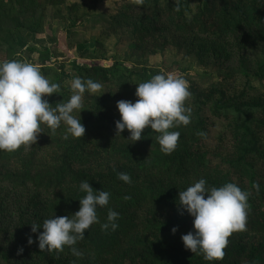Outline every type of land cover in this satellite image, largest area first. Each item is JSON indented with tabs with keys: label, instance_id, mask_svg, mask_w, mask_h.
<instances>
[{
	"label": "trees",
	"instance_id": "trees-1",
	"mask_svg": "<svg viewBox=\"0 0 264 264\" xmlns=\"http://www.w3.org/2000/svg\"><path fill=\"white\" fill-rule=\"evenodd\" d=\"M65 2L0 0L2 41L17 54L27 45L25 37L35 41L41 33L44 7L63 6ZM192 2L143 0L137 5L122 0L112 23L133 19L123 34L139 42L174 28L203 38L216 36L226 40L222 41L226 47L234 43L232 47L240 50L241 69L220 73V80L206 87L197 82L188 85L191 95L185 103L191 108V122L170 129L180 136L175 150L164 154L155 139L158 133L150 127L135 142L127 139V129L116 135L115 121L120 114L110 104L122 99L135 102L136 83L161 71L122 64H76L81 74L113 87L102 95L83 94L84 109L78 115L79 110L73 113L85 127L83 137L51 138L50 129L42 124L33 145L0 151V186H8L0 191V264H11L22 247L20 236L31 232V223L41 225L29 216L36 202L31 199L25 204L24 193L36 190L35 198L43 201L46 212L68 216L79 209V198L85 195L79 184L84 180L94 191L110 193L108 205L97 208L99 223L92 224L85 238L74 245L89 253L88 264H264V92L252 84L256 81L264 86V0H197L194 9ZM80 4L73 2L67 8L78 9ZM11 8L18 11L16 15L7 14ZM251 48L258 53L248 62L244 55ZM70 95L62 89L45 98L55 107ZM200 131L204 137L197 135ZM98 161L108 165L91 169ZM117 171L128 173L131 183L119 180ZM201 178L207 187L232 182L249 192L245 229L227 237L220 260L206 261L184 247L181 235L194 231L193 217L186 211L181 220L139 221L136 217L137 210L147 205L166 204L178 210L179 192ZM254 183H259V191L253 188ZM109 208L119 213L115 231L100 226L106 222ZM173 227L177 228L175 233ZM141 228L164 236L135 237ZM54 253L74 256L68 246Z\"/></svg>",
	"mask_w": 264,
	"mask_h": 264
},
{
	"label": "clouds",
	"instance_id": "clouds-1",
	"mask_svg": "<svg viewBox=\"0 0 264 264\" xmlns=\"http://www.w3.org/2000/svg\"><path fill=\"white\" fill-rule=\"evenodd\" d=\"M133 2L141 5L143 0ZM136 85L135 102L123 99L116 102L120 114V119L115 121L116 135L127 129V139L135 142L142 138L143 130L150 127L152 132L158 133L155 139L160 150L164 154H171L180 133L170 129L187 126L191 122V108L185 103L191 95L187 82L181 76L161 72ZM102 87V84L90 78L82 80L76 77L71 81V95L67 101L52 107L45 97L59 93V84L50 82L31 63L0 61V151L13 152L21 146L27 148L33 145L42 132V124L52 132L63 124L65 140L69 136L83 137L85 127L73 113L79 110L80 114L84 109L82 97L86 91L101 95ZM197 135L204 137L205 133L200 131ZM117 178L131 183V177L126 172L117 171ZM253 188L259 191V183H254ZM79 189L85 195L79 198V209L73 214L52 215L45 218L41 225L31 223V232L37 233L38 228L43 229L36 236L40 250L62 252L68 246L74 256L82 255L74 245L85 238V232L92 224L99 223L97 208L108 205L110 193L94 191L87 180L80 182ZM248 197L249 192L242 191L235 183L207 187L203 178L180 191L178 211L181 215L186 211L193 217L194 229L181 235L184 247L193 254L202 255L206 261L222 259L227 237L234 231L245 229ZM118 217L119 213L109 208L101 229L115 231ZM171 231L175 233L177 228L173 227ZM27 242L33 243L31 236ZM22 251V248L18 250Z\"/></svg>",
	"mask_w": 264,
	"mask_h": 264
},
{
	"label": "rangeland",
	"instance_id": "rangeland-1",
	"mask_svg": "<svg viewBox=\"0 0 264 264\" xmlns=\"http://www.w3.org/2000/svg\"><path fill=\"white\" fill-rule=\"evenodd\" d=\"M121 1L67 0L63 6H45L41 18V33L35 41L32 37H25L23 42L27 45L23 46V49L19 48L17 54L11 52L7 43L2 41L3 36H0V61L13 58V60L31 63L50 82L59 84L60 90L64 89L67 94H71L70 84L74 78L89 79L78 71L76 64L108 67L122 64L123 67L159 69L162 73L183 77L187 85L197 82L203 87L218 82L220 73L241 69L240 61L243 59L240 50L232 47L234 43L226 47L227 45L222 43L226 40H219L216 36L203 38L174 28L165 31L162 36L154 35L141 42L126 39L123 30L129 21L132 23L133 19L132 21L131 18L120 19L121 21L112 23V15ZM192 1L191 8L194 9L197 0ZM73 2L81 3L79 8L68 10L67 4L71 5ZM17 12L11 8L8 9L7 14L12 16ZM19 31L22 32V30ZM227 40H231V36ZM257 53L258 49L251 48L246 51L244 57L249 62L248 59L255 58ZM46 66L48 67L44 68ZM252 84L260 86V91L264 92L263 85H257L256 81ZM102 86V94L111 91L113 87L111 84L109 86L102 84ZM94 95H100V93L97 92ZM110 104L117 109L116 102ZM76 114L78 115L79 112ZM64 130V125H61L55 132L49 130L51 133L48 135H52L51 138H63ZM102 163L98 161L91 164L90 168L100 169L108 165L105 161ZM2 187L8 188V186H0V191ZM36 194L34 189L24 193V202L26 204L31 199L36 202L29 216L42 224L45 218L53 214L43 209V201L35 198ZM136 217L139 221L151 218L156 222L170 219L181 220L184 215L169 205L156 204L140 208L136 212ZM41 231L43 229H37V233L21 234L19 240L23 251L16 250L17 253L13 256L11 264H88L90 262L89 253L86 251H82V255L76 257L55 256L54 250L51 252L40 250L36 236ZM29 236L33 239L32 244L27 242ZM134 236L155 238L164 235L141 228ZM23 242L26 243L24 244L26 247L23 246ZM23 257L26 259L24 260Z\"/></svg>",
	"mask_w": 264,
	"mask_h": 264
}]
</instances>
